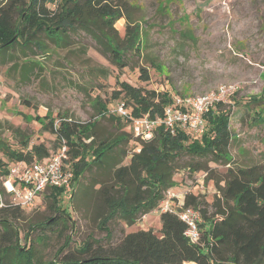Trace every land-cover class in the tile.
I'll return each instance as SVG.
<instances>
[{"label": "rangeland", "instance_id": "rangeland-1", "mask_svg": "<svg viewBox=\"0 0 264 264\" xmlns=\"http://www.w3.org/2000/svg\"><path fill=\"white\" fill-rule=\"evenodd\" d=\"M109 2L118 6L122 15L113 23L117 31L113 34L123 48L125 66L113 62L107 35L81 28L69 30L60 44L39 33L36 40L45 43L43 51L33 44L30 48L8 49L0 54V121L5 125L0 136L11 147H19L18 132L13 134L7 129L9 124L29 136V143L43 142L52 147L53 137L41 125L59 114L83 123L97 119L96 138H112L121 130L109 117L117 102L111 98L115 76L135 82L138 68L149 67L152 78L147 87L157 90L190 95L220 84L235 87L225 105L230 108L229 128L233 136L229 146L231 162L182 155L176 160L172 191L181 195L192 187L211 203L220 195L215 179L223 178L228 167L264 168V0ZM135 24L139 25V50L130 47L125 36L126 26L130 30ZM98 102L106 105L105 116L97 114ZM127 128L122 129L129 134L130 142L121 148L128 153L138 140ZM127 161L128 157L124 158L123 164ZM191 163L205 165L206 169L191 172ZM103 168L91 166L75 184L73 195L66 194L61 200L70 219L62 215L57 224L43 223L45 217H59V213L47 209L44 193L37 197L33 208L22 209L15 220L19 244L33 247L37 257L47 259L65 237L70 242L64 253L75 254V248L89 236L106 247L116 245L128 231L151 229L159 235V213L151 211L131 226L114 217L108 223L109 236L105 238L106 232L98 227L107 210L101 189L113 183V176ZM207 173L213 178L205 179ZM198 179L202 180L200 185ZM24 233L29 234L24 237Z\"/></svg>", "mask_w": 264, "mask_h": 264}, {"label": "trees", "instance_id": "trees-1", "mask_svg": "<svg viewBox=\"0 0 264 264\" xmlns=\"http://www.w3.org/2000/svg\"><path fill=\"white\" fill-rule=\"evenodd\" d=\"M120 17L119 7L109 0H0V54L15 46L30 48V44L43 51L45 43L36 40L39 33L60 44L69 30L81 28L107 35L112 60L123 67V48L113 34L117 33L113 23ZM128 25L127 44L139 50V25H133L130 30ZM151 78L149 67L138 68L135 82L115 76L111 98L122 102L129 109V115L122 119L110 113L109 117L121 129L112 138H96L97 119L83 123L58 114L41 125L53 137V145L48 147L43 142L29 143V136L7 123L6 128L13 134L18 132L19 147H11L0 136V192L4 203L0 205V264L264 263V168L259 165L228 167L223 178L215 179L220 195L211 203L199 192L184 194V205L199 210L202 217L197 243L188 240L186 224L177 215L161 212L159 235L151 229L128 231L113 246L105 247L100 240L89 236L75 248V254L64 253L70 242L65 237L53 256L41 259L33 247L19 244L20 232L15 220L23 210L7 203L1 179L12 161H43L62 145L66 147L65 162L73 172L72 189L65 192L62 188L50 187L43 192L49 212L59 213V217H45L43 223L49 225L57 224L62 215L70 219L61 200L66 194L73 195L75 184L85 171L98 165L112 172L113 183L101 189L107 210L99 219L98 227L106 232L105 238L109 236L108 223L114 217L131 226L140 216L159 207L166 191L173 186V174L178 168L176 160L180 156H209L214 162H231L229 146L233 136L229 128L230 108L225 106L228 102L217 103L206 114V129L197 138L179 128L171 133L159 127L147 140L135 137L138 143L128 153L121 148L123 143L130 142L129 134L122 128H129L133 117L162 115L172 95H182L147 87ZM97 105V114L105 116L106 105L99 102ZM4 126L0 121V131ZM126 157L128 161L123 164ZM188 167L191 172L206 169L199 163ZM211 178V173H207L205 179Z\"/></svg>", "mask_w": 264, "mask_h": 264}, {"label": "built area", "instance_id": "built-area-1", "mask_svg": "<svg viewBox=\"0 0 264 264\" xmlns=\"http://www.w3.org/2000/svg\"><path fill=\"white\" fill-rule=\"evenodd\" d=\"M235 87L220 84L215 88L199 94L179 95L174 94L171 101L164 107L162 115H142L133 117L129 127L134 137L142 140L151 138L159 127L174 133L176 129L189 132L194 137H199L206 129V114L217 103L229 102ZM112 113L124 119L129 114V109L122 102H117ZM66 147L62 145L56 152H52L43 161H12L7 164L1 176L7 203L23 210L33 208L39 195L50 187L62 188L65 192L72 189L73 172L66 164ZM199 185L202 180L198 179ZM193 191L187 188L179 193L168 189L159 207L154 210L158 213L170 212L177 215L185 224V235L192 243L200 239L199 223L202 221L199 210L184 205V194ZM0 205L3 195L0 192Z\"/></svg>", "mask_w": 264, "mask_h": 264}, {"label": "crops", "instance_id": "crops-1", "mask_svg": "<svg viewBox=\"0 0 264 264\" xmlns=\"http://www.w3.org/2000/svg\"><path fill=\"white\" fill-rule=\"evenodd\" d=\"M194 193H197L196 191L193 190Z\"/></svg>", "mask_w": 264, "mask_h": 264}]
</instances>
